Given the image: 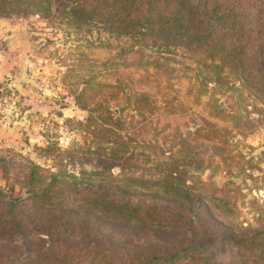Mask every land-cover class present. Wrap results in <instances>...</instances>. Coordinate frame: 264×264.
I'll return each mask as SVG.
<instances>
[{"label":"rangeland","instance_id":"374dc122","mask_svg":"<svg viewBox=\"0 0 264 264\" xmlns=\"http://www.w3.org/2000/svg\"><path fill=\"white\" fill-rule=\"evenodd\" d=\"M57 5L0 17V264H141L178 246L165 264H264V86L215 65L231 45L258 55L264 0H174L166 40ZM33 166L58 195H31ZM103 192L179 216L78 214Z\"/></svg>","mask_w":264,"mask_h":264},{"label":"trees","instance_id":"16d2710c","mask_svg":"<svg viewBox=\"0 0 264 264\" xmlns=\"http://www.w3.org/2000/svg\"><path fill=\"white\" fill-rule=\"evenodd\" d=\"M54 0H0V17H8L12 14H23V13H49L50 6ZM58 5L61 7L60 12L67 15L72 24L80 25L91 20H101L104 23H107L110 27L115 29H120L127 31L132 29L135 33H139V38H173L176 33V22H177V12L174 8V0H68L69 3H64L62 0H56ZM57 5V6H58ZM58 8V7H57ZM59 10V9H58ZM263 34L262 40L258 45V55L251 57L248 60V63L241 57L238 56L235 58V55L231 54L230 51H235L233 45L230 46L229 51L226 52L227 59H222L217 61V66L224 65L223 67H230L231 62L236 63L240 66V70H247L251 72L253 70V77L257 80L262 81L264 86V24H263ZM142 36V37H141ZM213 48L212 46L210 47ZM241 51H245L242 47ZM245 56V53H242ZM254 61V63H252ZM219 64V65H218ZM245 72V71H244ZM143 96H140L142 99ZM137 102V99H135ZM27 186L33 196H39L43 199L42 196L58 195L59 186L55 178L49 183H46V178L43 177L37 171V167L33 166L25 173ZM134 178V177H132ZM140 181V179L135 178ZM165 195H170L175 197L178 196L187 199L188 193L186 190L177 188L170 184H165L162 186ZM120 191L121 195L123 190H116L115 192ZM95 194L89 193L85 197ZM105 195V192H103ZM110 195V194H109ZM2 189H0V198L4 197ZM120 196V195H119ZM106 197V195H105ZM103 196H98L96 198H87L86 201H82L77 209L78 214L80 213L83 216L91 214H100L102 211L105 214H112V216H118L120 220L140 216H148L149 220L160 219L170 223L172 218L179 216L177 213H158L157 211H150L149 209H143L142 206L134 205L128 201H117L110 200V197H106L104 202H99ZM82 199V197H81ZM172 199L171 202L172 203ZM16 205V202L8 201L5 203V206L13 207ZM154 216H156L154 218ZM1 221V219H0ZM185 225H190L191 220L188 219ZM4 221L1 222L0 228L3 226ZM159 224V223H158ZM165 226V225H164ZM17 232L19 235L24 234L25 229L17 227ZM33 234V233H31ZM35 234V233H34ZM47 235V234H46ZM1 235L0 237H4ZM26 237L30 238L32 235L26 234ZM39 240H42L39 237ZM184 250V247L177 248H166L163 251L157 253L147 254L145 257L139 261L141 264H156L158 261H161V264H165L177 255H179Z\"/></svg>","mask_w":264,"mask_h":264},{"label":"water","instance_id":"95a60500","mask_svg":"<svg viewBox=\"0 0 264 264\" xmlns=\"http://www.w3.org/2000/svg\"><path fill=\"white\" fill-rule=\"evenodd\" d=\"M261 154H263L264 152H260ZM8 195V198L12 201H16V200H19L21 198V195L19 196V198H13L10 193L7 194Z\"/></svg>","mask_w":264,"mask_h":264}]
</instances>
